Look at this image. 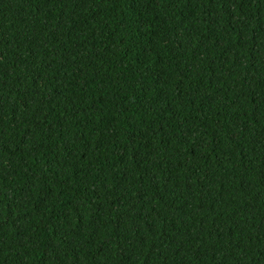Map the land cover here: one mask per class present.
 Instances as JSON below:
<instances>
[{"label": "trees", "instance_id": "obj_1", "mask_svg": "<svg viewBox=\"0 0 264 264\" xmlns=\"http://www.w3.org/2000/svg\"><path fill=\"white\" fill-rule=\"evenodd\" d=\"M0 264H264V0H0Z\"/></svg>", "mask_w": 264, "mask_h": 264}]
</instances>
